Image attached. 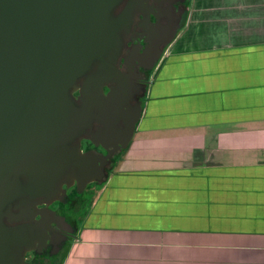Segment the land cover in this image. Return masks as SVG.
Segmentation results:
<instances>
[{
	"label": "crops",
	"instance_id": "0c3cea01",
	"mask_svg": "<svg viewBox=\"0 0 264 264\" xmlns=\"http://www.w3.org/2000/svg\"><path fill=\"white\" fill-rule=\"evenodd\" d=\"M103 186L65 264H264V0L191 1Z\"/></svg>",
	"mask_w": 264,
	"mask_h": 264
},
{
	"label": "water",
	"instance_id": "95a60500",
	"mask_svg": "<svg viewBox=\"0 0 264 264\" xmlns=\"http://www.w3.org/2000/svg\"><path fill=\"white\" fill-rule=\"evenodd\" d=\"M122 1L0 0V264H25L42 224L36 215L44 216L37 204L59 200L64 184L84 190L107 180L105 161L133 139L142 107L133 104L135 76L116 66L122 43L113 12ZM94 119L102 127L91 139L107 155L73 144ZM22 215L37 225H10Z\"/></svg>",
	"mask_w": 264,
	"mask_h": 264
},
{
	"label": "flooded vegetation",
	"instance_id": "af4514ba",
	"mask_svg": "<svg viewBox=\"0 0 264 264\" xmlns=\"http://www.w3.org/2000/svg\"><path fill=\"white\" fill-rule=\"evenodd\" d=\"M191 1L123 0L113 12L114 17L120 20L118 28L122 43L116 66L122 74L130 75L132 73L135 76L132 77L135 79L134 82L138 90L133 104L140 103L142 116L155 81V74L172 44L186 28ZM178 27L180 29L176 33V37L169 43L171 32L176 31ZM82 84L83 82H81ZM104 92L107 94L109 88L105 87ZM74 102L77 107L83 105L80 90L74 92ZM139 123L134 135L138 130ZM101 127L97 119H94L91 127L85 129L73 144H79L83 153L92 152L97 155H107L103 146L96 145L91 139ZM132 142L133 139L126 149L112 154L105 161L104 172L109 177L104 182H93L84 190H80L77 183L69 184L70 186L64 184L63 188L66 193L60 196L59 200L49 202V204H37L38 210L44 216L36 215L37 222L42 224L38 225L39 229L31 232L32 243L28 245V248H24L25 264L66 263L71 247L79 238L83 215L88 212L95 195L100 192L102 186L110 179L113 172L119 169V164ZM110 150L113 149L110 147ZM96 186H98L97 189ZM35 202L40 203L42 199L37 198ZM14 212L20 214L19 210H14ZM50 212L63 218L65 223L52 222ZM31 213L32 210L27 214ZM29 217L31 216L22 215L21 219L10 223V225L14 227L36 226L37 224Z\"/></svg>",
	"mask_w": 264,
	"mask_h": 264
},
{
	"label": "rangeland",
	"instance_id": "374dc122",
	"mask_svg": "<svg viewBox=\"0 0 264 264\" xmlns=\"http://www.w3.org/2000/svg\"><path fill=\"white\" fill-rule=\"evenodd\" d=\"M206 128L204 127V128H201V129H196V130H193L192 132H194V133H204L206 130H205ZM117 171L115 170L114 172H113V174H115ZM104 186H102V188H103ZM98 188V186H96V189ZM101 188V189H102ZM100 189V191H101V194H100V196L101 197H103V193H102V190ZM98 195H99V192L95 195V200L97 199V197H98ZM89 197H90V195H89ZM93 199V200H94ZM71 249H72V247H71Z\"/></svg>",
	"mask_w": 264,
	"mask_h": 264
},
{
	"label": "trees",
	"instance_id": "16d2710c",
	"mask_svg": "<svg viewBox=\"0 0 264 264\" xmlns=\"http://www.w3.org/2000/svg\"><path fill=\"white\" fill-rule=\"evenodd\" d=\"M87 213V212H86ZM86 213L83 215V217L86 215Z\"/></svg>",
	"mask_w": 264,
	"mask_h": 264
}]
</instances>
